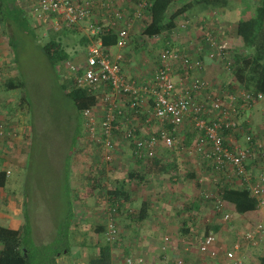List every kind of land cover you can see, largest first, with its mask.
Listing matches in <instances>:
<instances>
[{
  "label": "crops",
  "instance_id": "0c3cea01",
  "mask_svg": "<svg viewBox=\"0 0 264 264\" xmlns=\"http://www.w3.org/2000/svg\"><path fill=\"white\" fill-rule=\"evenodd\" d=\"M90 1L97 6L95 15L88 19L91 22L108 24L113 20L117 25H121L131 20L130 38L123 48L122 67L130 79L150 80L156 67V60L149 55L151 49L141 58L138 54V45L127 48L133 43L137 44L134 42L136 36L139 39L144 38L141 33L143 20L147 21L148 18L145 16L149 14L146 5L141 7L140 19H130L136 17L133 12L141 0ZM175 1L173 0L170 5L173 4L167 7L168 16L183 3L178 4ZM260 2L261 0H221V4L215 7L195 6L194 12L190 13L191 9H188L177 15L173 27L163 30L159 35L147 36L149 45L151 48L153 45L159 47L161 42L164 44L168 42L180 52L188 53L191 58L203 60L205 67L190 71L189 77L197 75L208 79L211 90L216 91L224 102L230 99L228 93L237 92L241 87L233 78L231 71L223 65V61L212 58L209 54L220 46L232 55H238L243 50L246 40L243 37L244 30L239 29V24L257 17V5ZM116 11H120L122 17L115 16ZM184 18L190 19L185 28L179 26ZM0 23V125L2 124L6 130L0 132V170H4L7 176L5 184L0 185V225L21 230L26 216L25 197L17 193L10 183L15 180L13 172H18L28 163L26 152L30 138L27 133H30V126H24V117L19 118L18 112L22 110L17 106L15 108L10 106L12 102L17 104L20 89L6 88L3 83L5 77L14 74L16 59L13 54L10 55L12 51L8 40L5 39L8 33L3 28L2 19ZM86 25L81 21L75 28L81 30V35L86 34ZM207 29L214 37V44L203 38V31ZM259 29L255 25L254 31L257 32L253 33L254 39ZM180 71L181 68L178 69V72ZM181 72L187 73L185 70ZM204 97V92L199 93L196 100H203ZM255 103L250 106L254 111L249 115L241 113V118L246 117L243 127L264 136V96ZM161 126L168 127V124H160L153 119L150 123H142L139 132L147 135L156 132ZM199 132L190 120H185L174 134L176 138L174 145L169 147L160 142L155 155L149 159L132 156L128 142H120L117 148L111 150L112 159L105 161L101 158L102 150L100 152L84 150L89 144L79 141L77 147L81 155L76 157L74 152L77 151V147L74 148L70 173L71 189L76 194V201H82V207L69 224L75 241L69 242L68 251L57 253L56 260L60 264H87L88 258L98 251L99 240L95 238V228H98L99 224H106L110 217L114 218L119 228L118 238L111 245L112 264H126L128 256L132 257L133 264H178L177 258L183 260L182 264H217L223 258L222 253L211 258L198 249V238L204 232L206 223L212 221L220 223L217 230L218 233L221 231V237L218 238L220 246L229 244L228 240L223 239L222 234L231 232L230 239L235 241L240 237L239 232L253 224L255 220L264 223V204L244 213L237 212L236 221L231 219L225 222L214 212L209 196L206 197L205 193L216 192L219 175L210 170L202 154L194 148ZM95 158L101 159L102 162L94 161ZM254 166L260 167L256 162ZM130 171L138 172V175L130 178L128 175ZM142 173L145 174L143 178ZM111 191L117 192L116 200L110 199L98 206L97 200L100 197L101 201L104 198L109 199ZM227 203L232 206L228 207L232 212L233 205ZM143 206L144 215L138 219L137 215ZM210 211L213 220L209 217ZM81 227L85 230H79ZM41 236L34 230L31 236L33 244L45 242ZM240 251L243 264H262L264 241L260 244L243 241Z\"/></svg>",
  "mask_w": 264,
  "mask_h": 264
},
{
  "label": "built area",
  "instance_id": "2783aa9c",
  "mask_svg": "<svg viewBox=\"0 0 264 264\" xmlns=\"http://www.w3.org/2000/svg\"><path fill=\"white\" fill-rule=\"evenodd\" d=\"M21 1L34 24L48 22L55 29L61 25H77L81 21L87 24L85 35L89 41L80 54L65 60L61 66L62 80L69 82L67 89L81 86L99 96L96 104L82 112L84 133L78 142L95 140L107 161L112 159L111 150L117 148L120 142H128L132 156L147 159L155 155L160 142L173 146L177 129L185 120H190L200 131L194 148L202 154L210 170L219 175L218 186L244 187L257 198L258 206L264 204V136L255 134L249 128L244 129L246 117L241 118V113L247 115L246 109L260 100L264 92L255 93L241 88L228 93L230 99L223 102L216 91L211 90L208 79L197 75L189 77L190 71L205 67L204 61L191 58L168 42L156 48V57L151 56L156 60V67L150 80L130 79L123 70L122 62L123 48L130 38L131 20L121 25L113 20L108 24L91 22L88 19L95 15L97 6L90 0ZM147 2L141 0L133 12L136 17L130 19H140L141 7ZM114 14L122 17L120 11ZM145 17L150 18L149 14ZM189 22V18H184L179 26L185 28ZM106 31L116 34L114 44H104L98 37ZM203 38L214 44L209 29L203 31ZM209 55L222 60L230 70L231 53L228 54L220 46ZM179 68L187 73L178 72ZM203 92L204 99L196 100L197 94ZM141 112L145 113L144 117ZM153 119L160 124H168V127L161 126L147 135L138 132L142 123H150ZM0 126V132H6L2 124ZM255 162L259 168H255ZM205 196H209L214 212L225 222L232 219V212L225 201L215 193L206 192ZM118 232L117 222L110 217L105 239L114 242ZM239 233L240 237L231 246H220L217 232L209 229L199 235L198 249L211 258L222 253L223 258L217 264H243L241 242L260 244L264 241V223L254 222ZM176 263L182 264L183 260L177 258ZM126 264H133L131 256L126 258Z\"/></svg>",
  "mask_w": 264,
  "mask_h": 264
},
{
  "label": "rangeland",
  "instance_id": "374dc122",
  "mask_svg": "<svg viewBox=\"0 0 264 264\" xmlns=\"http://www.w3.org/2000/svg\"><path fill=\"white\" fill-rule=\"evenodd\" d=\"M187 1L176 0L175 2L181 4ZM194 9L196 7H193L190 13L194 12ZM43 23L38 27L39 31L42 29V35L40 34L38 37L46 41L52 35L51 32L55 31L48 22ZM4 24L3 28L6 29ZM262 24L264 25V19L262 20ZM63 27L61 25L56 30H60ZM65 28L66 30L71 29V27ZM34 29L39 33L36 27ZM254 32L256 33L257 31ZM80 36L79 30L74 34L65 35L62 33L59 36L66 50L73 54L74 57L81 53V43L78 41ZM145 36L143 39H139L136 36L134 42L137 44L133 43V45L127 48H133L134 45H138V54H140L141 58L147 50L151 49L149 52L150 57H156L155 48L157 46L151 48L149 38ZM5 39L8 40L9 47L12 50L10 55L16 56V60L14 61V65L16 63V66L13 68L14 75L20 76L24 81V90L32 105V111L29 113H26V111L18 112L19 118H25L24 126H30V133H27V136L30 138V144L27 146L26 152L28 163L18 172H13L15 180H12L10 185L17 193H21L25 197L24 211L31 225H29V237L32 236V232L35 230L40 236L42 235L41 237L45 241L37 245L34 244L35 246L32 245L34 264H37L36 260L38 262V259L41 258L42 251H35V247L36 250L37 248L41 249L46 244V246L61 249V247L66 246V242L71 243L75 241L73 231L70 228L66 230L64 226L70 218L73 219V216L82 207V201H76V194L71 189L72 177L69 171L71 170V155L74 150V148L69 147L70 135L72 134L73 127L78 123L80 114L60 87L57 68L51 65L44 49L33 35L29 31H22L16 33L14 36H6ZM257 39L264 42V35L262 37L259 36ZM76 50L79 52H76ZM258 103H255V105ZM15 104V102H12L10 106H14L15 108ZM251 109V107L246 109L247 115L251 111H254ZM81 119L80 132H83L84 120L82 116ZM92 146H86L84 150L89 149L93 151L95 148ZM95 151L98 150L95 149ZM74 155L80 157L81 153L78 152V147ZM66 160H69L68 164ZM107 201V198L101 201L100 197L96 203L100 206L101 203ZM225 203L229 208H232L227 202ZM210 205L213 208L212 202H210ZM209 209L211 210V207ZM236 214L238 213L233 208L232 221L235 220ZM209 217L213 220L212 211H210ZM257 221L255 220L254 222ZM226 225L229 226V224ZM80 229L85 230L83 227ZM231 234V232L222 234L224 236H222L223 239L228 240V246H231L238 240L234 241L230 239ZM234 234L236 233L234 232ZM95 235V238L99 240L97 243L102 242L105 238V234L102 232H96ZM220 235L221 231L217 232L219 239ZM70 243L68 244L69 246ZM57 263L60 264L58 261Z\"/></svg>",
  "mask_w": 264,
  "mask_h": 264
},
{
  "label": "trees",
  "instance_id": "16d2710c",
  "mask_svg": "<svg viewBox=\"0 0 264 264\" xmlns=\"http://www.w3.org/2000/svg\"><path fill=\"white\" fill-rule=\"evenodd\" d=\"M172 1L173 0H148V2L146 3V7L151 18L143 23L141 30V33L143 35L151 37L161 34L163 30L169 29L175 25L174 19L177 15L183 13L188 9H193V7L195 6H198V8L215 7L222 3H220L221 0H188L187 2L179 5V7L173 10V12L168 16L166 14V10L168 5H170ZM21 2V0H0V19H2V22L5 23L4 25L6 26L8 36H14L16 33L22 31H29L36 39V41L41 44L51 65L57 68V71L59 73L60 87L64 91L65 95L69 98L73 107L80 114L78 123L73 127L72 134L70 135L69 147L75 148L78 143L79 137H81L84 133V130L83 132H80L82 120L81 116L83 117L82 112L85 108L96 104L99 100V96L94 93L88 92V90L84 87L78 86L67 89V84L69 82L67 80H62V63L74 56L68 50H66V47L62 44V40L59 36L62 33L65 35L74 34L78 32L79 29L75 28L77 27V25L68 26L71 27V29L67 30L65 28L66 26H64L60 30H56L55 28H53L55 32H51L52 35H50L49 39H46V41H44L40 37H38V35H40L42 31V29L41 31H39L38 27L44 23L36 22L34 24L31 20L30 14L25 8L22 7ZM257 6V17L255 19L244 20L239 24V29L243 28L244 30L243 37L244 40H246V43L243 46V50H241L238 55H232V62L229 64L231 74L236 80L237 84L242 89L253 91L255 93L264 92V42L258 41L257 39L259 36L262 37L264 35V25L262 24V20L264 19V0H261V2ZM255 25L260 28V31L255 35L254 39L253 33ZM34 27L37 28L39 33L36 32ZM98 37L102 39V42L104 44H114L116 40V34L110 31L99 34ZM78 41L79 43H81L82 49L84 45L89 41V37L85 34H82L79 37ZM163 44L164 42H161L159 47ZM155 46L156 45H153L152 48H154ZM247 46L252 47L249 48ZM77 51L78 50H76V52ZM3 83L6 88L18 87L21 89L20 96L16 104L18 109L26 111V113L32 111L30 99L24 90V81L20 78V76H7L3 79ZM140 115L144 117L145 113L141 112ZM87 143L90 147L91 145H93L92 147L100 152L101 146L95 140H88ZM95 149L91 152H96ZM100 154L101 158L105 160L103 154ZM98 157L100 158L99 155ZM99 158H95L93 160L102 162L101 159L99 160ZM66 161L68 164L69 160ZM128 175L130 178H133L138 175V172L136 173L135 171H130L128 172ZM141 175V178L145 176L144 173H142ZM6 180V172L4 170H0V185H4ZM111 192L109 196L110 198L108 200H116V196H118L117 192ZM215 194L221 200L231 203L234 207V210L238 213H244L246 211L255 209L258 206L257 198L250 195L249 190L244 187L241 188L230 186L229 184H223L217 187ZM143 210H145L144 206L140 208V212L137 215L138 219L139 217H142L144 215ZM70 220L71 218L64 226L66 230L69 228ZM106 225L107 223L99 224V227L95 228L96 232H102L105 234ZM219 227L220 223H217L215 221L208 222L204 226V231L206 232L209 229H212L217 232ZM29 231V221L26 216L24 225L22 226L21 230L0 225V243L2 244V248L0 249V264H34V256L32 251V245L34 244L31 237H29ZM116 240L117 239L114 238V242ZM68 243L69 242H66V246L61 247V249L46 246V244L41 249L37 248L36 250L35 247V251H42V256L40 259H38V262L36 260V263L40 264L42 262V264H58L56 260V254L62 252V250L68 251ZM111 245L112 243H110L106 239L100 242L98 245L97 253L88 258L87 264H112ZM261 263L264 264V256L261 257Z\"/></svg>",
  "mask_w": 264,
  "mask_h": 264
},
{
  "label": "clouds",
  "instance_id": "9594fccd",
  "mask_svg": "<svg viewBox=\"0 0 264 264\" xmlns=\"http://www.w3.org/2000/svg\"><path fill=\"white\" fill-rule=\"evenodd\" d=\"M14 75V74H13Z\"/></svg>",
  "mask_w": 264,
  "mask_h": 264
}]
</instances>
